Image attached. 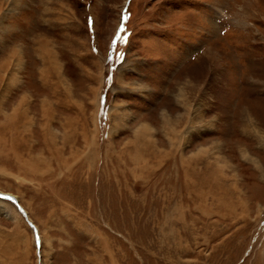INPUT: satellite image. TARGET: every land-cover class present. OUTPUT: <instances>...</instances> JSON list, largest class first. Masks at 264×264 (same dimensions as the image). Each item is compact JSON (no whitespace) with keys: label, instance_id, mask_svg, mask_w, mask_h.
I'll return each mask as SVG.
<instances>
[{"label":"rangeland","instance_id":"374dc122","mask_svg":"<svg viewBox=\"0 0 264 264\" xmlns=\"http://www.w3.org/2000/svg\"><path fill=\"white\" fill-rule=\"evenodd\" d=\"M0 194V264H264V0H0Z\"/></svg>","mask_w":264,"mask_h":264},{"label":"bare ground","instance_id":"6f19581e","mask_svg":"<svg viewBox=\"0 0 264 264\" xmlns=\"http://www.w3.org/2000/svg\"><path fill=\"white\" fill-rule=\"evenodd\" d=\"M43 48V47H42ZM2 195H4V196H6V197H8L10 200H11V202L10 201H8V202H10V203H12L13 205H15L16 207H17V209L20 211V213H21V210L23 211V213H24V215H25V217H26V219H27V223L29 224V226H30V228L32 229V231H33V237L37 240V241H39V244H40V239H39V235H38V232H37V229H36V227H35V225L27 218V214H26V211L24 210V208H21L19 205H18V202H17V200L13 197V196H10V195H7V194H2ZM19 213V212H18ZM19 213V214H20ZM21 215V214H20ZM34 232H36L35 234H34Z\"/></svg>","mask_w":264,"mask_h":264},{"label":"water","instance_id":"95a60500","mask_svg":"<svg viewBox=\"0 0 264 264\" xmlns=\"http://www.w3.org/2000/svg\"><path fill=\"white\" fill-rule=\"evenodd\" d=\"M20 212V211H19ZM21 214H23L24 215V213H23V211L21 210ZM24 217H25V215H24ZM26 218V217H25Z\"/></svg>","mask_w":264,"mask_h":264}]
</instances>
